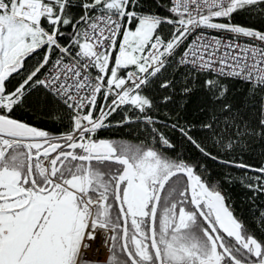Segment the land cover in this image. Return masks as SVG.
Masks as SVG:
<instances>
[{
    "label": "snow or ice",
    "instance_id": "6c2138e0",
    "mask_svg": "<svg viewBox=\"0 0 264 264\" xmlns=\"http://www.w3.org/2000/svg\"><path fill=\"white\" fill-rule=\"evenodd\" d=\"M237 15L264 0H0V264H264V29Z\"/></svg>",
    "mask_w": 264,
    "mask_h": 264
},
{
    "label": "trees",
    "instance_id": "16d2710c",
    "mask_svg": "<svg viewBox=\"0 0 264 264\" xmlns=\"http://www.w3.org/2000/svg\"><path fill=\"white\" fill-rule=\"evenodd\" d=\"M162 14H165L162 12ZM233 23L236 24H240L242 26H246V27H253L256 29H264V25H261L258 21L249 18L246 15H241V16H236L235 19L233 20ZM233 86L234 89L236 88H240L241 84L237 81V82H230ZM244 87L246 88L247 86L244 85ZM197 98L194 96L192 98V100L189 102L188 105H186V109H187V115H189L191 118H195V107L197 104ZM30 123H33L34 125L41 127V128H46L52 131H62V129L58 126V125H53L51 122L46 121L40 117H37L35 120H30ZM234 174L240 175V170H234ZM225 189L226 191H228V193L231 195L234 203L239 206L241 204L242 199H244L246 197V195H250V193H247L246 189H243L240 187V185L237 183L235 185H225ZM245 218L248 220L249 222V227L256 230L257 232H259L258 229H256V225L255 223H253L250 219V217L248 216L247 212L244 213Z\"/></svg>",
    "mask_w": 264,
    "mask_h": 264
},
{
    "label": "rangeland",
    "instance_id": "374dc122",
    "mask_svg": "<svg viewBox=\"0 0 264 264\" xmlns=\"http://www.w3.org/2000/svg\"><path fill=\"white\" fill-rule=\"evenodd\" d=\"M238 16H241V15H238Z\"/></svg>",
    "mask_w": 264,
    "mask_h": 264
}]
</instances>
